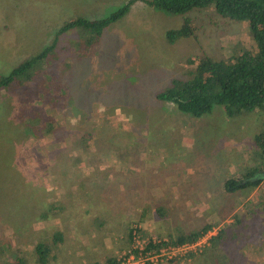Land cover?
<instances>
[{
    "label": "rangeland",
    "instance_id": "rangeland-1",
    "mask_svg": "<svg viewBox=\"0 0 264 264\" xmlns=\"http://www.w3.org/2000/svg\"><path fill=\"white\" fill-rule=\"evenodd\" d=\"M126 1L0 0V73H6L20 59L42 50L64 22L77 17L88 20L106 17ZM186 15L192 19L197 38L179 39L173 44L166 42L165 32L179 28L182 16L155 10L142 0L133 2L126 14L104 28L99 42L92 45L83 58L75 57L73 49L84 46L88 31L77 28L58 36V43L63 44L64 49L47 61L43 77L48 80L50 74L60 75L67 59L72 63L68 73L69 88L62 91L56 85L55 94L63 108L54 104L55 108L46 111L48 118L58 126L48 137L32 136L26 131L25 123L32 116L44 113L43 102L36 95L28 96L31 100L25 103L26 96L20 89L0 90V197L7 203L0 206L3 212L0 221L15 224L18 226L15 229L23 227L14 235L6 228L0 232L1 243L12 242L19 247L12 255L25 256L31 262L34 259L33 253L30 254L31 244L18 242L16 236L23 232L28 238L26 241L30 238V242L36 244L51 241L56 230L62 231L63 240L58 244L57 253L62 250L66 259L81 252L78 258L87 264V260L99 257L88 256L93 247L104 256L98 262L119 255L129 245L125 237L129 217L118 215L116 218L115 213L108 232L104 224L101 225L106 221L102 216H106L107 209L91 203L76 206L72 204L75 197L67 196V189L81 187L76 183L82 182L85 187L99 185L97 189L106 190L110 180L109 188H112L119 178L112 180L108 175L131 174L135 180L140 165L148 166L152 160L173 156L172 146H180V142L194 153L191 155L189 151V160L182 158L180 166L187 161L195 174H198L195 162H199L200 167L203 165L205 173L224 168L225 177L234 176L238 166L246 163L262 167V156L252 149L254 135L264 128V110L229 117L224 109L214 106L210 114L195 118L183 113L177 115L179 112L170 104H166L167 110L161 111V104L155 101L153 94L166 87L173 76H185L184 71L189 68L187 58L193 59L202 51L220 58L250 42L244 22L217 17L208 9L191 10ZM72 38L77 42L69 45ZM43 100L49 102L47 97ZM78 111L87 118L82 119ZM21 113L23 118H20ZM83 135H91L90 139L85 137L86 147L81 142ZM262 136L264 138V134ZM150 149L154 153L150 154ZM101 164H105L108 173L102 174ZM148 188L152 190L154 186ZM252 190L255 188L228 194L224 201L220 196L214 197L219 210H208L212 221L208 218L207 222L217 221L213 226L218 229L217 233L226 228L225 237L219 244H212L205 256H187L178 264H264V205L255 207L262 200L264 185L250 196ZM135 197L137 203L131 204L134 219L129 228L137 223L145 234L168 239L166 232L152 227L160 217L155 216L151 208L147 222L142 224L137 220L135 213H140L145 203L140 200L141 195ZM19 201L27 208L25 218L21 216ZM55 203L61 206L56 211L51 207ZM4 206L19 212L20 218L9 221V211H3ZM249 208L251 212H246ZM228 212H232L231 218L225 217ZM42 213H45L44 219L38 220L37 215ZM237 217L240 222L236 221ZM190 228L195 226L190 225ZM31 229L33 233H29ZM90 231L96 234L90 237L93 240L89 242L90 248L87 242L79 246L77 239L82 241ZM97 237L103 238L105 243L96 245ZM75 243L78 248L72 247ZM8 254L11 253L0 255V264H4L6 260L1 258Z\"/></svg>",
    "mask_w": 264,
    "mask_h": 264
},
{
    "label": "trees",
    "instance_id": "trees-1",
    "mask_svg": "<svg viewBox=\"0 0 264 264\" xmlns=\"http://www.w3.org/2000/svg\"><path fill=\"white\" fill-rule=\"evenodd\" d=\"M136 0H127L121 7L111 12L108 16L88 20L84 17H77L64 22L58 29H56L52 41L43 47L42 50L28 55L16 63L6 73H0V90L7 89L15 91L20 89L25 96V103L31 99L28 96L33 94L43 102L42 108L44 113L42 115L32 116L29 122L25 123L27 133L32 136L48 137L54 133L55 128L58 127L51 121L46 111L52 110L54 104L59 105L58 108H63V104L55 94L57 86L60 90L66 91L68 86V73L71 68L72 61L67 59L64 61L65 68L60 72V75L50 74V84L48 80L43 77L46 63L51 60L53 55L61 52L64 49L63 44L58 43V36L67 33V30L83 28L87 32L86 41L81 48L73 49L77 58L86 56L89 48L98 43L104 28L119 20L127 13L130 5ZM146 5L155 10L172 15H181L182 21L179 28L168 29L165 32L166 42L173 44L179 39L197 38L192 28V19L186 15L191 10L208 9L215 16L231 20L235 23L244 22L247 28L250 42L244 46H240L237 51H231L229 55L225 53L220 58H214L205 52L196 54L193 59L187 58L186 63L189 68L184 71L185 76H173L167 86L157 90L153 96L156 102L161 104L160 110L166 109V104L176 110L175 112L188 114L195 118H200L205 114H210L214 106L224 109L229 117H236L242 113L263 112L264 110V0H142ZM76 39L72 38L69 45H74ZM60 46V47H58ZM71 46V50H72ZM62 61V60H60ZM67 75V77L65 76ZM32 82V86H30ZM22 88V89H21ZM66 99L65 95H62ZM47 97L48 103L43 100ZM23 102V103H24ZM52 104V105H51ZM79 109V108H78ZM61 110V109H59ZM79 112V111H78ZM140 112V111H139ZM80 113V115H79ZM78 115L82 119H86L83 112ZM21 113V117L23 118ZM181 115V114H180ZM264 128L253 137V153H259L262 156V167H258L255 163H246L243 166H238L236 175L232 177H223V188L230 195L235 192L253 189L260 184L264 185ZM90 139L91 135H83L81 142L86 147V140ZM2 169V167H0ZM262 200L258 203L261 207L264 205V193ZM0 197V206L5 205ZM22 207V215L16 210L3 211L7 213L8 220H16L20 215L25 218L26 209L23 204L18 202ZM57 203L52 204L54 210H58ZM232 206V205H231ZM27 207V206H26ZM50 209V208H49ZM258 209V208H257ZM51 210V209H50ZM255 210V209H253ZM26 211V212H25ZM49 211V210H48ZM47 211V212H48ZM46 212V213H47ZM246 212H251L250 208ZM0 213H3L0 210ZM45 213L37 215V219H43ZM22 218V219H24ZM243 220V217H242ZM17 221V220H16ZM237 222L241 219L237 217ZM211 224H206L197 230L188 231L179 235L168 237L166 244H181L185 242H193L201 235H203L211 227ZM132 227L128 230L127 243H130ZM143 236L149 237L141 229L138 230ZM225 230L220 229L219 232L209 240V244L204 247L201 252L189 253V257L196 255H204L208 248L215 243L219 244V240L225 237ZM61 233L57 232L53 235L51 241H38L32 250L34 259L31 261L34 264H50L54 260L57 253V247L60 243ZM151 247V244L149 245ZM0 243V255L5 254V249H9ZM10 250V249H9ZM117 254L108 256L102 262H93L90 264H112L116 263ZM180 258H174L160 264H178ZM24 257L11 256L10 262L4 261V264H29Z\"/></svg>",
    "mask_w": 264,
    "mask_h": 264
},
{
    "label": "crops",
    "instance_id": "crops-1",
    "mask_svg": "<svg viewBox=\"0 0 264 264\" xmlns=\"http://www.w3.org/2000/svg\"><path fill=\"white\" fill-rule=\"evenodd\" d=\"M183 145L184 147H182ZM172 147H173L172 148L173 156L167 155V158H164L161 155L162 157L161 160L159 161L152 160V163L148 164V166L140 165L139 170L136 171L135 175L137 179L135 180L133 179V175L131 174L119 175L116 177L114 176L112 177V175H108L107 177L110 176L112 180L119 178V181H116L114 187L112 188H109V184L111 180L107 183L106 190L97 189V186L99 185H97L96 187L95 186L85 187V184L80 182L76 184H81L82 185L81 187L77 185L73 189H67V191L66 189H64V195L66 194L65 193L66 191L67 196H72L77 198V199L74 198L75 200L73 199L72 201V204H75L76 206L81 205V203L84 205H86L87 203L88 204L91 203L93 206H96L97 208L107 209L105 211L106 216L105 215L102 216L103 219H105L106 221L105 222L102 221L101 225L104 224V228L108 232L112 229L111 226L109 225L111 224L110 220L112 219L113 216H115L114 215L115 213L117 214L116 218H118V215L120 218L129 217L126 220L127 224L125 227L126 229L125 237L127 239H128L127 233L129 230L131 219L132 218L134 219V212L131 207V204L132 202L133 205L134 203H137L136 201L137 198L135 196L139 197L140 195L142 196L140 200L142 201L144 200L143 202L145 204L142 205L143 207L142 211L140 213H135V216L138 218L137 220L140 221L141 223L146 220L149 212V208H151L155 216L160 217V220L158 222L152 223V227L154 228L158 227V229L162 233L166 232L167 237L179 235L181 233H185L188 231L197 230L201 226L209 224L208 222L212 221L208 216V210L210 212L211 210L216 209L218 212L219 208L216 206L217 203L214 201V197L220 196L224 201L228 196V193L223 188L222 179L225 176H223L224 173L222 171L224 168H222V171H217L215 169V171L213 170L210 173H205L203 170V165H201L202 167L201 169L199 162L198 163L195 162L194 168H197L198 171V174H195L194 169L191 168L190 164H187V161L184 160V162L186 163L182 165L183 167L180 166V162L182 158L189 160L193 151L188 150L184 142L182 143L180 142V146L175 145ZM189 151L191 152V155ZM151 153H154L152 149H150V154ZM218 159L221 160V158L219 157ZM101 165H103V167ZM101 165L99 169L102 170V174L108 173V170L106 172L105 164H101ZM191 165L193 164L191 163ZM236 173L237 171H235L234 175H236ZM227 177L229 176H226V178ZM260 185L258 187H260ZM152 186H154V188H152V190H149L150 188L148 187H152ZM257 189L255 188V190H252L250 196L254 195L255 192H257ZM223 191L225 193L224 195H223ZM146 194L147 196H151V197L145 198L143 195ZM65 203L63 202V204ZM223 204L224 202L222 203V205ZM231 213L232 212H228V214L226 213L227 215L225 217L231 218L232 216ZM208 218L210 221L207 222ZM57 219L59 218H56V220ZM55 224L57 223L55 222ZM216 224L217 221H215V224H211V227H213ZM148 225H149L148 223H145V226ZM190 225L195 226V228L191 229ZM15 227L18 226L12 223L0 221V232H3V230L6 228L8 232H11L14 235V232L18 233L23 229V227H20L21 229L16 228L17 229L16 230ZM57 227L61 228V226H57ZM71 227L75 228L73 224ZM98 228L100 230V228L102 227L99 226ZM223 229L226 231V228ZM94 231H97V229H95ZM30 232H32V229L29 231V233ZM40 232L41 230L39 231V233ZM57 232L61 233L62 231L60 232L56 230L54 233ZM21 234L22 235L16 236V239L18 240V242L21 243L27 242L28 245L31 244L29 248L31 250L30 251L31 254L35 244L30 242V238L28 241H26L28 238L24 236L25 234L23 232ZM94 234L95 232L93 231H90L89 234L87 233V235H85L84 233V235L88 236V238L84 236L82 241L80 239H77L79 246L87 242V245L90 248L89 242H93V240L92 241L90 240V237L91 238L96 237L95 236L96 234L95 235ZM1 238H2V234L0 233V239ZM61 238L60 241L63 242ZM87 239L88 241H86ZM221 239L218 241L219 243ZM95 241L98 242L96 245H98L99 243L100 244L105 243L103 242L104 241L103 238L97 237L95 238ZM3 244H5L6 246H10L9 248L10 250L5 249V252H9L11 254H8L6 258L2 257L1 260L3 261L5 259L6 262L7 261L10 262L11 260L10 255H12L13 254L12 252L14 251L17 252L19 247L17 245H14V243L12 242L11 244L7 242H4ZM78 244L77 243H75V245L72 244V247L78 248L79 247ZM104 248H106V245L104 246ZM99 253H102V251L97 252L96 248L93 247L92 253H88V256L94 254L95 256H99V257L96 258L95 260H91V259L87 260V264L88 262L90 263L98 262L100 261V259L104 258V256H101ZM72 254L73 253L70 252V255ZM79 254H81V252H77V254H74L75 255L74 257H68L69 259L68 260L66 259L65 255L62 254V250H61L60 253L59 252L57 253L56 257L54 258L53 261H51L50 264H85L86 263L85 260H80L78 258ZM18 256L19 255H16V257ZM20 257H25V256H20ZM29 264L32 263L29 262Z\"/></svg>",
    "mask_w": 264,
    "mask_h": 264
},
{
    "label": "built area",
    "instance_id": "built-area-1",
    "mask_svg": "<svg viewBox=\"0 0 264 264\" xmlns=\"http://www.w3.org/2000/svg\"><path fill=\"white\" fill-rule=\"evenodd\" d=\"M130 243L112 264H160L174 258L187 257L189 253L201 252L218 229L210 228L193 242L162 245L167 240L156 236H143L138 230L140 225H132ZM151 244V247L149 246Z\"/></svg>",
    "mask_w": 264,
    "mask_h": 264
}]
</instances>
